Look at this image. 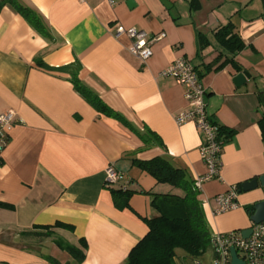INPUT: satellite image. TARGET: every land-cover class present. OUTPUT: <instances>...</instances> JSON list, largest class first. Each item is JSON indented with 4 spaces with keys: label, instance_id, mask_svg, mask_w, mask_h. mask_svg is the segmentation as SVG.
I'll return each mask as SVG.
<instances>
[{
    "label": "crops",
    "instance_id": "obj_1",
    "mask_svg": "<svg viewBox=\"0 0 264 264\" xmlns=\"http://www.w3.org/2000/svg\"><path fill=\"white\" fill-rule=\"evenodd\" d=\"M1 1V0H0ZM17 0L41 19V33L13 6H0V113L13 123L0 142V264H61L72 259L52 238L21 232L61 222L54 236L78 245L80 264H124L156 215L150 193L170 191L134 161L164 157L191 180L205 173L194 123L177 125L188 108L183 87L160 71L183 58L206 89V112L232 131L222 145L220 178L198 194L211 234L251 225L250 206L259 190L237 192L238 207L213 214L214 197L264 174V0ZM231 25L243 43L232 52L217 31ZM117 26L164 34L142 63ZM107 106L150 138L117 118L98 113L71 82V71ZM246 71L240 86L233 77ZM113 165L124 179L105 185ZM112 189L130 191L125 197ZM178 252V251H177ZM178 254V253H177ZM176 254L173 264H183ZM212 257V253H211Z\"/></svg>",
    "mask_w": 264,
    "mask_h": 264
},
{
    "label": "trees",
    "instance_id": "obj_2",
    "mask_svg": "<svg viewBox=\"0 0 264 264\" xmlns=\"http://www.w3.org/2000/svg\"><path fill=\"white\" fill-rule=\"evenodd\" d=\"M5 4L13 6L32 26L45 34L42 21L34 11L19 4L17 0L0 1V6ZM216 34L220 43L228 50L237 52L242 49L243 43L239 36L232 32L231 25L224 26ZM64 68L71 71L74 89L98 113L117 118L128 125L145 144L150 141L146 133H141L134 128L101 101L94 91L85 86L78 79L76 69H69L70 65ZM219 130V135L225 143L232 135V131L222 126H219ZM134 163L153 177L157 183L169 185L171 190L166 193H148L151 197V208L156 215L146 220L148 231L129 251L124 264H173L177 250H182L194 259L207 250L212 253L211 233L201 202L197 197L199 191L194 186V180L190 179L185 170L173 166L164 157L158 156L146 161H134ZM236 187L238 188V185ZM112 193L113 195L122 194L125 197L130 195V191L122 189H112ZM0 206H2L1 203ZM246 210L251 214L252 206H246ZM56 228L71 230L72 226L61 222H55L52 225H34L31 230L21 232V235L36 240L52 238L53 243L71 257L72 262L65 264H80L85 258L87 248L85 240L79 239L78 245L70 244L54 236ZM47 260L49 264H61L53 257H48Z\"/></svg>",
    "mask_w": 264,
    "mask_h": 264
},
{
    "label": "built area",
    "instance_id": "obj_3",
    "mask_svg": "<svg viewBox=\"0 0 264 264\" xmlns=\"http://www.w3.org/2000/svg\"><path fill=\"white\" fill-rule=\"evenodd\" d=\"M107 2L110 6L114 5L113 0H107ZM121 36H126L130 40L129 52L142 63H145L152 55V43L161 39L164 34L150 35L135 28L125 29L122 26H117L113 32V37L118 39ZM159 75L172 77L177 84L183 87V95L188 108L174 116L175 123L180 125L192 122L203 136L199 153L206 171L194 179V186L200 192L203 183L220 178V153L224 144L219 135L220 125L214 122L206 112V89L191 63L183 58L176 59L161 70ZM12 120L11 112L0 113V142L5 140L6 132L13 123ZM123 179V173L115 169L113 165L106 167L105 185H114ZM237 192V187L232 185L225 193L216 195L212 213L219 214L237 208ZM251 229V234L247 238L243 237L240 231L211 234L212 257L210 264H230L231 248H234L238 258L243 260L245 264H264V222L253 224Z\"/></svg>",
    "mask_w": 264,
    "mask_h": 264
},
{
    "label": "water",
    "instance_id": "obj_4",
    "mask_svg": "<svg viewBox=\"0 0 264 264\" xmlns=\"http://www.w3.org/2000/svg\"><path fill=\"white\" fill-rule=\"evenodd\" d=\"M127 5L131 6L133 5L132 0H127ZM249 77V73L246 71L238 73L235 75L232 79L233 84L236 87H240L245 80ZM259 190L261 192V197L254 201L251 206V214L249 215V221L251 225L245 229L239 230L241 235L245 238H247L251 234V226L253 224H259L261 222H264V174L255 177L251 180L242 182L238 185L237 191L240 192H250ZM230 256H231V263L230 264H245L243 260L238 258V256L235 253L234 248L230 249Z\"/></svg>",
    "mask_w": 264,
    "mask_h": 264
},
{
    "label": "rangeland",
    "instance_id": "obj_5",
    "mask_svg": "<svg viewBox=\"0 0 264 264\" xmlns=\"http://www.w3.org/2000/svg\"><path fill=\"white\" fill-rule=\"evenodd\" d=\"M178 256L181 258V261L183 264H210L211 263V253L209 250H207L203 255L197 257V258H191L186 253H184L182 250H177Z\"/></svg>",
    "mask_w": 264,
    "mask_h": 264
}]
</instances>
